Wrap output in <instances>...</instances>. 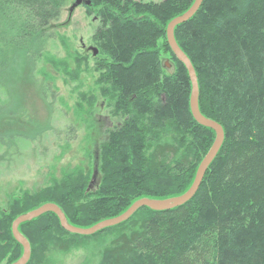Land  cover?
<instances>
[{
	"label": "trees",
	"instance_id": "trees-1",
	"mask_svg": "<svg viewBox=\"0 0 264 264\" xmlns=\"http://www.w3.org/2000/svg\"><path fill=\"white\" fill-rule=\"evenodd\" d=\"M75 1L0 0V103L9 91V60L30 63L37 79L44 31ZM89 1L83 7L99 23V96L80 98L93 109L101 98L121 126L100 144L94 170L64 171L45 188L9 196L0 210V264L23 256L12 233L20 216L54 204L71 226L89 229L139 200L180 197L215 142L214 131L192 116L191 80L167 41L169 24L196 0ZM174 34L196 72L201 114L225 134L198 193L169 211L143 208L90 237L69 234L55 214L43 215L19 227L31 246L28 264H57L52 252L91 242L102 264H264V0H204ZM96 175L99 183L89 189Z\"/></svg>",
	"mask_w": 264,
	"mask_h": 264
},
{
	"label": "rangeland",
	"instance_id": "rangeland-1",
	"mask_svg": "<svg viewBox=\"0 0 264 264\" xmlns=\"http://www.w3.org/2000/svg\"><path fill=\"white\" fill-rule=\"evenodd\" d=\"M74 3L69 2L60 19L44 31L43 45L38 47L42 52L37 51L41 58L35 62L38 85L30 63L19 56L8 62L9 91L2 96L5 103H0V210L10 195L45 188L64 171L94 170L100 144L109 131L121 126L101 98L94 109L80 98L99 96L93 42L99 23L83 6L70 13ZM50 58L61 65L54 66ZM40 82L45 84V95ZM99 180L96 175L93 189ZM92 246L91 242L50 256L57 264H102Z\"/></svg>",
	"mask_w": 264,
	"mask_h": 264
},
{
	"label": "water",
	"instance_id": "water-1",
	"mask_svg": "<svg viewBox=\"0 0 264 264\" xmlns=\"http://www.w3.org/2000/svg\"><path fill=\"white\" fill-rule=\"evenodd\" d=\"M203 2L204 0H196L193 6L191 7V9L186 14L173 20L167 28L168 45L171 51L173 52L174 56L177 58V60L186 67L189 74V78L191 80L192 94L190 99V107H191L192 116L199 125L211 129L216 134L215 142L212 148L210 149V151L208 152V154L206 155V157L204 158V160L202 161V163L200 164L196 174L195 181L192 187L190 188V190L180 197H176L168 200H150V199L139 200L120 217L101 222L89 229H80L71 226L68 223L64 213L61 211V209L58 206L54 204H46L35 211L20 216L13 223L12 226L13 237L16 240V242L22 246L24 250L22 258L14 264H28L31 258V246L28 240L24 238V236H22V234L20 233L19 227L22 224L36 220L42 217L43 215L49 213L55 214L59 219L61 227L69 234L79 235L83 237H90V236H94L98 232L119 226L129 221L139 210L143 208H147L155 212L169 211L187 204L196 196L203 183L207 171L209 170L211 164L217 157L224 143L225 134L221 125H219L218 123L212 120L205 118L200 112L199 86H198V79L196 76V72L189 58L184 54V52L178 46L175 40L174 31L177 26L185 24L192 19L201 8ZM83 5L90 6L91 2L89 0H76L72 8L70 9V13H72L76 8L81 7ZM97 54L98 51L95 50L94 55L97 56ZM93 184H94V180H92L89 189L93 187Z\"/></svg>",
	"mask_w": 264,
	"mask_h": 264
}]
</instances>
